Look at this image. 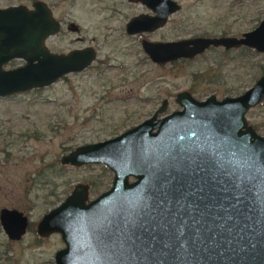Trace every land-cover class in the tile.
<instances>
[{"label": "water", "instance_id": "95a60500", "mask_svg": "<svg viewBox=\"0 0 264 264\" xmlns=\"http://www.w3.org/2000/svg\"><path fill=\"white\" fill-rule=\"evenodd\" d=\"M142 1L154 14L132 16L127 33L152 30L177 9L173 0ZM56 29L41 2L32 9L0 8V97L46 86L89 63L86 49L44 50V36ZM241 45L264 52V17L239 36L141 41L157 64L192 58L209 46ZM14 58L23 64L3 67ZM263 100L264 73L220 99L180 90L173 99L179 109L157 116L166 106L162 99L139 123L61 155V164L101 163L112 177L92 197L87 182H76L39 217L37 235L56 232L63 242L54 264H264V136L245 117ZM27 220L15 208L0 207L10 240L22 236Z\"/></svg>", "mask_w": 264, "mask_h": 264}, {"label": "rangeland", "instance_id": "374dc122", "mask_svg": "<svg viewBox=\"0 0 264 264\" xmlns=\"http://www.w3.org/2000/svg\"><path fill=\"white\" fill-rule=\"evenodd\" d=\"M16 0H0V6ZM151 37L165 40L198 34L238 35L264 17V0H180ZM65 24L53 46L67 48L79 36L98 47L99 69H89L43 87L0 97V207L15 208L27 217L19 239L10 240L0 226V264H54L63 246L56 232L39 237L35 225L76 182L89 184V196L110 184L112 172L101 163L61 164V155L74 147L112 137L149 117L179 106L180 90L197 99L213 93L233 96L264 73V52L249 47L205 49L188 59L152 62L136 36L122 34V23L141 5L122 0H50ZM106 58V59H105ZM7 62L5 67L14 66ZM249 124L264 135V100L245 113ZM45 173L42 176L37 173ZM91 182L93 187L91 186ZM92 187V188H90Z\"/></svg>", "mask_w": 264, "mask_h": 264}, {"label": "flooded vegetation", "instance_id": "af4514ba", "mask_svg": "<svg viewBox=\"0 0 264 264\" xmlns=\"http://www.w3.org/2000/svg\"><path fill=\"white\" fill-rule=\"evenodd\" d=\"M62 1H64V0H62ZM122 1L125 2V3H128V4L135 3V4L141 5L140 10H138V11H136L134 13H130V15H128L126 17V19L123 21L122 29H121L122 34L124 33L125 35H128V36H133V35L136 36V38L138 40V45L141 47V49H142V46H141V41L142 40H150V41H164L165 40V39H162V38L151 37L149 35L152 34L153 32H155L156 30H158L159 28H161V26H163L166 21L162 25H160V26H158V27H156V28H154L152 30H149V31L142 30V31H136V32H133V33H127L126 30H125V24L132 16H136L138 14L153 15L154 11L152 10L151 7H148L142 0H122ZM173 1L175 2L174 4L177 6L176 10H178L181 7V4H182L181 1L180 0H173ZM33 2H41V3H43L44 6L49 10L51 17L54 20H56V22H57V29L53 33H50V34L44 36V38L42 40L43 46H44V50L46 49L48 52L55 53V54H68L70 51H80V50H85L86 49V51L92 53L91 60L89 61V63L84 68H82L80 70H77V71H69V72L63 73L59 77H57L56 80L57 79H67L69 75H74V74H77V73H79L81 71L89 70V69H92V68L99 69L100 67L97 64V62L102 63V60L98 57V47L96 45H93V43L83 42L80 39V37L76 35V36H74V39L70 40L71 45L69 47H67V48L62 49V48H57V47L53 46V40H57V37L59 36L61 31L65 30V29H63V25L66 22H63L62 18L55 14V12L53 10V7H52V5L50 3V0H16L15 3H10V4L4 5V6H0V8L7 7V6L23 5L27 9H32ZM173 12H171L170 14H167L166 20L168 19L169 15H171ZM65 27H67L66 30H69V31H73V32L80 31V28H78L75 25V23L72 22V21L67 22L65 24ZM247 30H249V29H247ZM241 32H243V31H241ZM241 32L238 35H235V36H239L241 34ZM198 35L209 36V35H206V34H198ZM218 35H229V34L221 33V34H218ZM231 35H233V34H231ZM193 36H195V35H193ZM189 37H191V36H189ZM176 39H179V38H176ZM168 40H174V39H168ZM211 47H213V48H217V47L223 48L222 46H215V47L214 46H209V48H211ZM223 49H225V48H223ZM225 50H228V49H225ZM180 59H187V58H180ZM8 62H14L15 63L14 66H19V65L23 64L24 60L22 58H14V59L9 60ZM5 64L3 65V67H5ZM11 67H13V66H11ZM99 70H101V69H99ZM56 80H54V81H56ZM166 103H167V101H166ZM179 108H180V106H179ZM179 108H177V109H179ZM251 127L256 131V129L252 125H251ZM261 135H263V134H261Z\"/></svg>", "mask_w": 264, "mask_h": 264}, {"label": "trees", "instance_id": "16d2710c", "mask_svg": "<svg viewBox=\"0 0 264 264\" xmlns=\"http://www.w3.org/2000/svg\"><path fill=\"white\" fill-rule=\"evenodd\" d=\"M260 74H261V73H260ZM260 74H259V75H260ZM253 127H254L255 129L257 128V126H253ZM37 174H40V175L42 176V175L45 174V173L41 172V173H37ZM45 175H46V174H45ZM43 176H44V175H43ZM93 184H94V182H93V183L91 182V186H92V187H93ZM92 187H90V188H92ZM64 196H65V195H64ZM64 196H63V197H64Z\"/></svg>", "mask_w": 264, "mask_h": 264}]
</instances>
